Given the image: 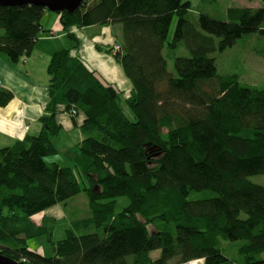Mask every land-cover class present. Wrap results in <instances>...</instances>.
I'll list each match as a JSON object with an SVG mask.
<instances>
[{
	"label": "trees",
	"instance_id": "trees-1",
	"mask_svg": "<svg viewBox=\"0 0 264 264\" xmlns=\"http://www.w3.org/2000/svg\"><path fill=\"white\" fill-rule=\"evenodd\" d=\"M248 1L260 6L227 7L222 20L192 21L181 0H85L57 13L71 46L47 63L40 132L0 148V254L19 264H264V185L252 181L264 182V85L215 63L244 35L264 38V0ZM44 13L0 7V53L11 63L32 54ZM87 27L107 29L95 48L116 44L129 89L81 59L72 30ZM11 98L0 87V106ZM65 113L83 134L72 167L44 160L58 153ZM81 192L91 215L52 241V219L31 217ZM44 235L49 257L27 245Z\"/></svg>",
	"mask_w": 264,
	"mask_h": 264
},
{
	"label": "crops",
	"instance_id": "crops-1",
	"mask_svg": "<svg viewBox=\"0 0 264 264\" xmlns=\"http://www.w3.org/2000/svg\"><path fill=\"white\" fill-rule=\"evenodd\" d=\"M252 6L254 8L258 7L257 5ZM50 13L53 12L45 10L41 20V24L43 23L42 32H48V34L55 33L56 37H50V40H48L47 36L44 34L40 36L41 32L32 54L29 57L22 58L17 63H11L4 54L0 53V87L12 94L11 100L5 106H0V148L11 146L16 140L23 139L27 135L36 136L40 132L41 124L39 120L41 116L46 113L45 108L48 102L47 86L49 77L46 73L47 63L55 51L69 48L71 45L70 40L66 36V32L60 24L58 14ZM103 32H107V29L87 27L72 30V33L76 35L79 42L81 39L85 45L84 47L80 46L78 52L90 69L94 70L106 82H117L122 86L123 83L121 84L122 81L119 69L115 66L118 64L114 63L107 54H104L105 52L98 51L94 48V43H91L93 42V38L98 36L102 37L104 35ZM82 33L88 34H84L85 36H83ZM63 38L67 39L66 42L62 40ZM40 41L50 42L49 49L47 51L44 50L43 54L38 52ZM82 48L83 51H81ZM37 58H39L40 63L37 62ZM105 59L107 61H105ZM20 64H24V68L21 67ZM113 76L116 81L112 80L114 79ZM57 118L63 128L62 131L54 137V145L56 146V141H59L60 136L67 137L69 139V148L73 150L71 153L73 159L76 153V145L82 141L83 134L78 124L76 126L73 119L70 115L68 116L67 113L60 114ZM57 150L59 153L60 150L58 148ZM51 162L56 163L60 167L73 166V160L72 162L67 161L66 165H60L52 160L48 163ZM43 213V218L52 219L53 224L60 222L58 221L59 218L71 222L82 220L90 216L87 199L83 194H79L67 200L65 203L57 204L45 210ZM74 213L79 216L72 215ZM65 229L66 227H63V231Z\"/></svg>",
	"mask_w": 264,
	"mask_h": 264
},
{
	"label": "rangeland",
	"instance_id": "rangeland-1",
	"mask_svg": "<svg viewBox=\"0 0 264 264\" xmlns=\"http://www.w3.org/2000/svg\"><path fill=\"white\" fill-rule=\"evenodd\" d=\"M249 4L251 6L252 5L260 6V3L258 1H255L254 3H250L248 0H217L215 2H211L210 0H181V2H180L181 6H186L188 8V10L190 9L189 10V19H191L192 21L196 20L198 13H206L215 19L222 20L224 18L225 10L227 7H241V6L247 7ZM50 14H54V13H50ZM175 25H176V18L174 17L172 20L170 29H169V33H168L169 38L172 37V34L174 32V29H175ZM116 28H117L116 26H114L112 28L113 33H116V32L118 33V30ZM110 32H112L111 29H110ZM93 33H91V34H93ZM96 33H98V32H96ZM42 34L47 36L48 40H50V37H56L55 33H49L48 34V32H42L40 34V36ZM84 34H88V33H82L83 36H85ZM62 40H64L66 42L67 39L63 38ZM91 43H94V41ZM70 44H71V41H70ZM49 46H50L49 41L48 42H41L40 41L38 52L40 54H43L44 50L47 51L49 49ZM80 46H82V47L85 46L81 39L79 42V47ZM93 47L95 48V44L93 45ZM78 51H79V49H78ZM81 51H83V48ZM117 52H118V50H117V47L115 44L111 53L105 52L104 54H107V56L114 63H117L113 57L114 54H116ZM218 56L219 57L215 61L218 72H221V73H238L241 77L240 78L241 82H243L244 84H248L250 86L264 85V38L263 37L256 35V34L244 35L242 38L237 40L236 44H234L232 47L226 49L223 53L219 54ZM80 57L82 59V56H80ZM105 61H107V60L105 59ZM37 62L40 63L39 58H37ZM173 63H174L173 61H168V69L170 71L174 70ZM20 66L24 68V64H20ZM115 66L119 69L121 81H122L121 84L122 83L123 84H122V86L119 85L117 82H114V83L111 82L112 84L111 83L110 84L115 89H119V90H123V89L125 90L127 88L129 89V87H130L129 82L126 80V77H125V75L121 69L120 64L115 65ZM113 78L114 79H112V80L116 81L114 76H113ZM0 84H1V80H0ZM126 113L128 114L127 110H126ZM56 147L60 150L59 153L54 155V156H50V157L45 158L44 159L45 162L48 163L49 161L52 160V161L59 163L60 165H66L67 161L72 162L73 159H72L71 153L73 150H70V148H69L70 147L69 139L67 137L60 136L59 141L58 142L56 141ZM68 150H70V151H68ZM252 181L264 185V182L257 181V180H255V178H253ZM79 194H83L86 197V195L83 192H81ZM86 199H87V197H86ZM126 205H127V199L126 198H124V197L117 198L115 211L120 212ZM87 206H88V201H87ZM88 211H89V215H91L89 208H88ZM72 215H78V214L74 213ZM43 216H44L43 212H38V213L34 214L31 217V219L34 223L37 222L36 224H41ZM75 217H77V216H75ZM58 221H60V222H57V224L50 223L54 227L53 228V235L51 237L52 241L62 239L64 237L63 233L65 231V230L63 231V227H69L70 226L69 221H67L66 219L63 220V218H59ZM47 238L48 237L46 235H44L43 237H40V238L29 239V240H27V245L29 246V248L32 251H37L39 254H42L43 256L49 257V255H51V250H50V243L48 242ZM191 262L192 261L186 262V264H191ZM199 263L201 264L202 261L200 260Z\"/></svg>",
	"mask_w": 264,
	"mask_h": 264
},
{
	"label": "water",
	"instance_id": "water-1",
	"mask_svg": "<svg viewBox=\"0 0 264 264\" xmlns=\"http://www.w3.org/2000/svg\"><path fill=\"white\" fill-rule=\"evenodd\" d=\"M85 0H0V7L34 5L53 13L74 12ZM96 189V188H95ZM0 264H19L12 258L0 254ZM195 264H200L196 262Z\"/></svg>",
	"mask_w": 264,
	"mask_h": 264
},
{
	"label": "bare ground",
	"instance_id": "bare-ground-1",
	"mask_svg": "<svg viewBox=\"0 0 264 264\" xmlns=\"http://www.w3.org/2000/svg\"><path fill=\"white\" fill-rule=\"evenodd\" d=\"M255 2V1H254ZM250 3H253V1L252 2H250ZM259 7V6H258ZM247 8H253L250 4L247 6ZM257 8V7H256ZM196 262L194 261V262H191V264H195Z\"/></svg>",
	"mask_w": 264,
	"mask_h": 264
}]
</instances>
